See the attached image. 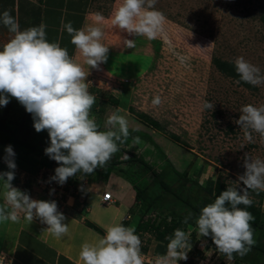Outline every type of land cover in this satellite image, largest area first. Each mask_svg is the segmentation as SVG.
Here are the masks:
<instances>
[{"label":"rangeland","instance_id":"obj_1","mask_svg":"<svg viewBox=\"0 0 264 264\" xmlns=\"http://www.w3.org/2000/svg\"><path fill=\"white\" fill-rule=\"evenodd\" d=\"M122 3L123 0H98L95 9L106 18L101 25L105 33L102 43L109 47V52L106 62L98 68H90L92 85L89 91L97 97L90 116L95 118L100 130L105 131L108 116L116 109H122L119 114L128 119L130 135H146L148 144L139 152L151 149L150 154L145 153V159L159 173L167 174V178L174 176L167 162L179 175L185 173L187 179L181 182L184 186L181 196H192L189 201L193 203L198 200L189 189L191 183L201 187L207 186L210 180L221 179L227 185L239 183L241 188L244 187L238 181L245 171L243 158L248 154L253 159L264 160V140L254 132L252 140H247L244 130L235 121L239 119L242 106L264 105V84L252 85V89L237 84L236 80L221 74L213 60L234 62L236 57L243 56L264 74V0H157L155 9L163 13L165 21L154 40L130 35L112 25L114 12ZM125 39L135 40V47L126 48ZM180 56L185 57L184 63ZM156 95L161 96L162 103L154 107L151 101ZM205 101L211 102L214 108L204 109ZM138 114H146L158 121L161 130L144 124ZM33 124L32 114L25 108L15 110L9 104L0 107V128L7 126L10 132L16 129V134L31 139L36 132ZM24 131L29 136L24 135ZM39 134L49 138L47 130ZM173 135L179 140L176 141ZM121 167L131 176L115 170L110 178L122 179L129 189L134 186L131 187L127 178H139V183L143 184L153 182L150 171L145 177L140 176L143 172L140 165L123 164ZM99 172L94 178H101ZM51 173L55 174L54 171ZM15 178L28 180L18 174ZM28 178L27 193L35 200L42 196V200L56 201L70 189L67 182L61 186L50 181L52 187L47 185L48 192L44 187L46 184ZM21 186L26 188L28 185ZM132 194V198L124 203L131 202V207H135L136 215L132 216L129 226L137 230L140 217L154 218L158 211L146 212V204H138L135 191L132 190ZM57 205L59 209L60 204ZM261 208L264 212V195ZM112 213L114 211L110 210L111 216ZM182 229L191 232V239L195 236L187 253L188 259L177 264H227L216 252L215 245L206 237H198L196 226L188 224ZM137 235L141 239L144 264H154L159 256L156 252L158 242L151 233ZM262 244L264 247V239Z\"/></svg>","mask_w":264,"mask_h":264},{"label":"clouds","instance_id":"obj_2","mask_svg":"<svg viewBox=\"0 0 264 264\" xmlns=\"http://www.w3.org/2000/svg\"><path fill=\"white\" fill-rule=\"evenodd\" d=\"M156 3L157 0H123L111 23L130 35L154 40L165 21L163 13L155 9ZM94 19V24L80 29H75L71 21L65 24L71 43L90 68H98L106 62L109 52V47L102 43L105 33L99 26L105 18L96 12ZM0 24L10 33V39L0 50V106H7L9 96L15 98L32 114L35 131L47 130L50 145L45 148V154L59 165L50 180L62 186L78 173L83 178L103 168L129 137V121L119 114L123 110L118 108L109 115L105 124L107 130L101 131L95 118L90 116L97 97L85 82L89 72L69 56L66 48L47 40L46 26L40 24L21 30L18 20L8 10L0 13ZM123 44L134 48L135 40L125 39ZM180 60L184 63L185 57L180 56ZM234 66L239 76L237 84L241 81L253 86L264 84L260 68L243 56L235 58ZM161 103L159 95L151 101L154 107ZM203 108L212 110L214 105L205 101ZM240 113L235 123L244 130L245 138L251 141L254 132L264 140V105L247 104L241 107ZM134 142L138 143L139 138ZM5 153L4 162L9 171L0 173L4 189L0 223H18L23 213L29 222L38 218L46 224L53 237L65 236L68 224L57 202L32 199L26 191L14 187L12 181L17 166L11 145L5 148ZM243 167L245 171L238 181L244 187L230 183L214 202L200 210L195 220L198 237H211L216 252L227 264H231L234 254L245 256L255 243L251 225L254 217L239 205L250 207L253 204L249 190L257 194L264 192V160L245 154ZM190 218L191 213L183 223L187 224ZM166 239L167 252L157 256L154 264L186 261L192 247L191 232L178 228ZM79 258L84 264H144L136 229L122 224L108 226L98 243H84Z\"/></svg>","mask_w":264,"mask_h":264},{"label":"crops","instance_id":"obj_3","mask_svg":"<svg viewBox=\"0 0 264 264\" xmlns=\"http://www.w3.org/2000/svg\"><path fill=\"white\" fill-rule=\"evenodd\" d=\"M97 5L98 0H0V13L5 10L10 11L18 20L21 30L44 24L47 40L66 48L69 56L80 64L85 72H89L85 82L90 88L92 85L90 66L85 63L83 56L71 43V36L65 24L71 21L75 29L94 24ZM9 39L10 33L0 24V50ZM1 152H5V148H2ZM1 152L0 161L4 162ZM17 170L22 171L19 168ZM27 175L37 178L38 174ZM95 175L96 172L88 178H79V175L77 180L72 182V188L66 192V195L56 200L60 204L58 210L64 214L65 223L68 224V233L62 238L53 237L47 231L48 226L38 218L32 222L27 221L23 213L20 214L21 219L18 223L11 221L0 223V263L84 264L79 258L84 243H98L106 234L108 226L122 224L128 227L132 216L136 215L135 207H131V202L125 204L124 200L132 198L134 187L130 183L132 189H129V185L122 179L110 177L108 180L97 179L94 178ZM12 184L21 191L27 192L30 182L24 188L18 182V178H14ZM3 191V182L0 181V204L4 202ZM105 192L112 193L116 200L114 205L103 206L101 200ZM41 197L36 199L42 200ZM110 210L114 211L112 216L109 214Z\"/></svg>","mask_w":264,"mask_h":264},{"label":"trees","instance_id":"obj_4","mask_svg":"<svg viewBox=\"0 0 264 264\" xmlns=\"http://www.w3.org/2000/svg\"><path fill=\"white\" fill-rule=\"evenodd\" d=\"M262 20L264 22V16L262 17ZM213 63L221 74L236 81L239 79V76L235 71L234 62L223 61L216 58L213 60ZM239 84L248 89H252L251 84L243 81ZM9 101L8 104L13 106L15 110L20 109V107L24 108V106L15 98L9 96ZM137 117L141 119L144 124L158 131L161 130L160 123L146 114H138ZM8 129L10 128L7 126H5V129L0 128V147L6 148L9 145L12 146L13 151L15 152L16 168L34 176L38 174L41 168H51L54 164L59 166L56 161L50 159L45 154V148L47 145H50V139L48 137L46 139L45 135L43 136L38 132H34L33 135L30 134L32 135L31 139H25L23 138V135L21 136L19 133L16 134V131L18 130L12 128L13 131L10 132ZM23 134L29 136L27 131H24ZM145 136V134L141 133L132 136L129 133L127 140L119 145V151L112 156L111 160L103 168H97L94 173L96 172V175H98L97 171L100 170L99 176L105 180H108L111 173L115 170L130 177L131 174H129V171L121 167L123 164H128L129 167H133L136 164L140 165L143 168V172L140 174L141 177H145L147 171L152 172L153 182L151 184H143V182L139 183V178H129V180L136 191V202L138 204H146V212L151 210L158 211V214L154 218L151 217L145 220V216H142L138 219L136 234L151 233L158 242L156 252L159 256H162L167 252L168 240L166 237L172 235L175 229H182L188 224L196 226L195 220L199 216L200 210L208 203L214 202L216 196H218L220 192L226 190L228 185L221 179L210 180L207 186L201 187L197 183H195V185L194 183H191L189 189L192 190L191 193L193 197L197 198L198 201L195 203L189 201L192 196H181L184 187L181 182L186 181L187 179L185 173L179 175V173L173 169L172 164L167 162V165L171 167L174 175L171 176L173 178H167V174L164 176L159 173L154 165L149 163V161L147 162L145 159V155L150 154L151 149L147 148L144 150L146 154L144 152H139V150L148 142L146 138H144ZM172 137L176 141L179 140L175 135ZM135 138H139L138 143L134 142ZM155 151L158 150L155 149ZM5 155V152L4 155H1L3 160ZM1 167L3 172L9 171L7 165H2ZM78 175L81 174L78 173ZM91 175L85 177L88 178L91 177ZM175 185L176 187H174ZM249 195L253 200V204L250 207H246L245 205H239V207L246 209L254 217L251 225L253 229V237L254 240H256L251 247V251L245 256L240 257L239 255L234 254V264H264V247L263 244L261 245V241L264 239V212L261 208L264 194L263 192L257 194L256 192L249 190ZM257 199H259V201ZM190 211H192L191 218L188 220V223L185 224L183 221L185 217L189 216ZM194 236L191 239V242L194 241ZM206 238L213 244L211 237Z\"/></svg>","mask_w":264,"mask_h":264},{"label":"built area","instance_id":"obj_5","mask_svg":"<svg viewBox=\"0 0 264 264\" xmlns=\"http://www.w3.org/2000/svg\"><path fill=\"white\" fill-rule=\"evenodd\" d=\"M2 165H6L4 162H1L0 161V173H2ZM58 167L56 166L55 164L53 165V167L51 168H41L40 171L38 172V175L36 176L37 178H31L32 180H36L38 183L40 184H46L44 187H45V190L47 189V191L49 192V187H52V183L50 182V178L54 175V173H51L52 171L55 170V168ZM19 172V173H18ZM15 173L20 175V177H24L26 176L27 177V181L24 182L23 179L25 178H19L18 180L21 181V184L24 185V184H28L29 183V179L28 178L29 176L26 174V173H23L22 171H18L17 168L15 169ZM47 174H50L49 176H47ZM46 175V176H45ZM78 174H76L75 176H77ZM78 177V176H77ZM74 180H77V178H72L70 177L68 180H67V184H69V187L72 188V182H74ZM19 182V181H18ZM53 182V181H52ZM47 185L49 187H47ZM47 187V188H46ZM66 188V187H65ZM65 188H63L62 190H64ZM103 206H111V205H114L116 203V200L114 199L112 193L110 192H105L103 195H102V200H101Z\"/></svg>","mask_w":264,"mask_h":264}]
</instances>
